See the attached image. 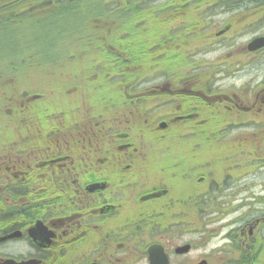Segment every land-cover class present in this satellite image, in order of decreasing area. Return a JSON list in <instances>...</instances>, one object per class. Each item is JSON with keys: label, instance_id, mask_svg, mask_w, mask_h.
<instances>
[{"label": "flooded vegetation", "instance_id": "1", "mask_svg": "<svg viewBox=\"0 0 264 264\" xmlns=\"http://www.w3.org/2000/svg\"><path fill=\"white\" fill-rule=\"evenodd\" d=\"M31 1L53 0H0V14L21 3L20 11L26 12ZM249 7L252 14L245 20L263 23L264 5ZM231 28L218 30L215 38H225ZM246 47L240 57L264 53V49L249 53ZM183 78L174 89L164 85L157 91L180 92L199 99L200 105L188 109L185 118L168 119L167 129L174 125L187 130L180 145L166 141L167 129L155 131L152 142L160 150L154 168L161 176L153 187L142 188L143 173L136 172L132 160L140 149L127 131L111 134L104 132L106 125L82 131L73 122H61L48 133L42 129L47 124L32 128L24 123L16 138L0 140V264H264V190H255L254 179V128L256 114L264 113V79L253 87L260 93L259 105L255 95L235 106L228 99L222 109L219 102L208 109L206 99L212 89L192 81L193 77L183 85ZM245 91L247 86L241 93ZM211 96L221 99L227 94ZM222 110L235 111L237 120L247 117V123L223 128H247V138L243 134L229 140L218 137L207 122L208 114H222ZM33 130L43 139L33 140ZM100 130L106 142L97 137ZM204 144L239 147L246 161L225 164L229 174L220 182L209 178L196 171L205 164L192 163L191 148L202 146L201 156ZM194 158L200 160L198 155ZM250 174V182L220 186Z\"/></svg>", "mask_w": 264, "mask_h": 264}, {"label": "rangeland", "instance_id": "2", "mask_svg": "<svg viewBox=\"0 0 264 264\" xmlns=\"http://www.w3.org/2000/svg\"><path fill=\"white\" fill-rule=\"evenodd\" d=\"M82 1L89 2V5L95 3L93 0H73L65 1L68 6L66 4L61 6V2H54V12L33 19L25 18L13 24L16 26L11 25V27L9 25L11 21H8L9 26H6L8 30L0 33V140L16 138L19 134L16 135V132L22 128L24 123L31 124L32 128L47 124V128L42 127V129L48 133L54 129L53 124L61 122L62 124L64 122L65 125L73 122L82 131L89 130L92 126L95 128L94 130L103 129L105 125L107 128L104 132L107 131L111 134L127 131L131 140L140 149L132 160L135 163L136 172L143 173L142 188L153 187L161 176L158 168H154L156 151L159 154L160 148L151 141L154 135H151L149 130L153 125H157L161 118L172 116L164 115V111L175 106L178 101L170 100L167 98L168 96L152 98L148 102L139 100L133 105L135 110L131 117L124 118L125 112H129L130 107L123 103L118 84L101 81L99 74H102V62L96 65V71L93 72L95 75H92L84 66L91 62L96 64L94 59L97 54L94 52V48H96L94 43L90 44L93 48L90 53H83L81 52L82 47L79 48L80 43L75 40L80 29L78 25L81 23V13H79V9L71 6ZM145 1L149 2L150 0ZM105 2L112 3V1ZM168 2L173 6L169 9L178 7L180 12L185 10V7H179L174 0L150 1L148 6L156 5L168 9L166 6ZM242 6L245 8L247 4ZM226 10L219 8L218 5H213L211 0L205 3V7L199 11L204 20L202 28H200L201 35L190 33L182 37L184 36L182 32L185 21L181 18L180 22L177 20L173 24L163 27L161 30L167 31V33L164 35L161 33L160 38L164 40L169 39V36L177 38L178 45L184 47L181 51L182 54L174 52L170 55L172 56L170 67H165V69H170L169 72L164 69L159 71L156 69L151 73H145L142 81L134 86L132 91L138 94L141 90H152L156 94L155 89L164 85H167L168 89L170 87L174 89L178 85L174 83L175 79L181 80L184 77L183 80L187 82L183 81V85H188L190 80L187 77H193L192 81L198 82L211 74L213 79L206 78L205 82H201L200 85L212 89L211 94L225 93L227 96L211 100L207 96V104L214 105L219 102L222 109L226 106L225 100L231 99V105L235 106L234 103L238 102L239 104L240 100H244L248 96L254 99L256 95V103L259 105L261 103L260 93L257 89L253 92V87H257L264 79V53L258 54L254 58L248 56L244 58L240 55H243L245 46L254 37L260 36L264 32V22L254 24L252 19L246 21L248 15L240 13L241 9ZM237 20H243V23L235 25L238 23ZM227 23H233L235 26L226 34L225 38H215V33ZM240 27H244V30H241ZM0 30L2 29L0 28ZM84 31L82 28L78 35H81L79 38L83 37ZM208 36L211 37L210 42H208ZM190 62L196 64L195 67ZM84 71L87 72L83 74ZM85 76H89L90 79ZM243 86H247V91L242 94ZM24 95L31 99L29 103L26 101L28 108L18 112L12 111L11 107L18 106L20 104L18 98ZM262 95L264 96V93ZM5 96L10 97L12 101H8ZM157 100L159 102H156ZM245 102L249 101L245 100ZM222 111L225 112L223 117L220 114L216 116L208 114L211 117L214 116L215 120L211 127L216 128L218 137L222 135L225 140H229L236 139L238 134H243L242 138H247V128L243 131H227L225 129L223 131V128L231 129L230 126H226L228 124L242 121L247 123V117L242 116V120H237L235 111ZM148 112L150 113L148 114ZM201 117L203 118V113ZM145 121H147V125L142 126L141 124ZM255 123L257 124L254 128L257 139L255 147L257 170L254 171L255 190H264V142L261 143L264 139V113L256 114ZM138 125H141L142 133L137 128ZM100 131L101 134L97 137L106 142L107 139L102 137L103 131ZM186 132L187 130L184 128L177 130L176 126L169 128L167 133L170 134L166 141L174 146L180 145V141L183 140L181 135ZM175 135H178L177 139ZM31 138H34L33 140L43 139L34 130L31 132ZM35 145H39V142H35ZM200 148L202 146L191 148L192 163L205 164L203 169L196 171L209 178L213 177L219 182L226 173L229 174L225 164L231 166L237 164L238 161H246L239 154V147L236 146L233 150L228 147V144L206 145L201 156L198 150ZM243 154L247 155V152ZM195 155H198L200 160L195 159ZM252 179L253 175L250 174L240 181L225 180L224 184H220V186H239L244 180L250 182ZM222 192V190L219 191V193ZM212 196L214 195H209V198ZM224 202L221 201V203ZM222 211L223 209H220L219 213Z\"/></svg>", "mask_w": 264, "mask_h": 264}, {"label": "trees", "instance_id": "3", "mask_svg": "<svg viewBox=\"0 0 264 264\" xmlns=\"http://www.w3.org/2000/svg\"><path fill=\"white\" fill-rule=\"evenodd\" d=\"M65 1L73 0L33 3L37 9H32L30 13L22 17L33 19L48 15L55 11L54 2H61V6L64 4L68 6ZM93 1L95 3L92 5H89V2L82 1L71 6L79 9V13H81V23L78 25L80 29L77 34H80L82 28L85 30L82 33V38H79L81 35L75 36V40L80 43L79 48L82 47L81 52L90 53L93 50L90 46L91 43H94L96 47L94 48V52L97 54L94 59L96 64L91 62L84 66L88 68L92 75H95L93 72L95 73L96 71V65L102 62V74H99L101 81L118 84L123 103L132 108L133 104L139 102V100L148 102L154 96L152 90H141L138 94L132 91L134 86L142 81L145 73H151L156 71V69L157 71L164 69L169 72L170 69H165V67H170L169 64L172 60L170 55L174 52L182 54L181 51L184 47L178 45L179 40L170 36L167 40L160 38L161 33L163 35L167 33V31H162L161 29L181 18V20L185 21V27L182 32L184 36L182 37L190 33L201 35L200 28H202L204 20L199 11L205 7V3L210 2V0H174L179 7H185V10L180 12L178 7L169 9L173 7L169 2L166 5L168 9H163L162 6L156 5L148 6L150 1L155 2L156 0H150L149 2L145 0ZM105 1H112V3ZM211 2L225 11H227L226 9L231 11L241 9L243 14L252 9L249 7L250 5H264V0L255 2L248 0H211ZM243 4H247V6L243 8ZM20 6L17 5L16 8L7 9L8 11L0 14L1 29L10 25L7 24L8 21H12L11 25L16 23L17 17L13 16L18 14H14V10H17ZM23 19L25 18H18L17 20ZM240 21L237 20L238 23ZM190 64L192 66L196 65L191 62ZM86 72L84 71L83 74ZM85 77L89 78V76ZM93 77L96 78V76ZM180 81V79H175L174 83L178 84ZM160 93L168 95V91H161ZM169 93L170 97L179 99L176 103V109L183 111L184 114L193 106L200 105L199 99L191 98L180 92ZM206 106L211 107L212 103L207 104L206 101ZM145 124L147 125V121L141 125L144 126ZM141 125L137 126L139 131L143 130Z\"/></svg>", "mask_w": 264, "mask_h": 264}, {"label": "water", "instance_id": "4", "mask_svg": "<svg viewBox=\"0 0 264 264\" xmlns=\"http://www.w3.org/2000/svg\"><path fill=\"white\" fill-rule=\"evenodd\" d=\"M221 33H223V32H221ZM262 48H264V36L257 37L255 39H253L247 46V49L249 52H254V51H257V50L262 49ZM166 126H167V124L165 122H162V123H160L159 128L164 129V128H166ZM152 196H154V195H152Z\"/></svg>", "mask_w": 264, "mask_h": 264}, {"label": "bare ground", "instance_id": "5", "mask_svg": "<svg viewBox=\"0 0 264 264\" xmlns=\"http://www.w3.org/2000/svg\"><path fill=\"white\" fill-rule=\"evenodd\" d=\"M12 26H16V25H13L12 24ZM10 27H11V24H10ZM7 27L5 26L4 27V29H2V30H0V33H4V32H6L8 29H6ZM44 115V114H43ZM43 115H41V116H43Z\"/></svg>", "mask_w": 264, "mask_h": 264}]
</instances>
